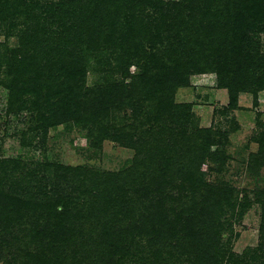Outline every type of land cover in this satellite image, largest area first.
<instances>
[{
	"label": "rangeland",
	"instance_id": "obj_1",
	"mask_svg": "<svg viewBox=\"0 0 264 264\" xmlns=\"http://www.w3.org/2000/svg\"><path fill=\"white\" fill-rule=\"evenodd\" d=\"M175 1L179 0H159L158 3L162 5L163 12L171 11L170 18L180 15L186 22L194 20L196 24L200 22L204 26L208 20V16L202 14L206 2L215 8L223 7L230 11L227 6L237 0H230L227 5L220 0H184L177 6L172 5ZM145 2L146 0L138 1L140 4ZM245 3L248 9L250 6L254 8L250 22H257L254 27L256 30L251 33L253 43L246 48L250 54L246 58L255 59L252 70L240 64L237 71V65L231 64L228 72L222 68L221 73L215 64L216 57V61H212L213 59L203 58L204 55L200 54L191 64L186 85L177 88L173 95L174 104L184 110H170L171 116L166 118V122L177 120V131L184 129L185 139H191L192 134L202 130H211L214 134L213 144L206 151L189 154L194 162L184 161L193 173V180L189 179L184 183L167 175H149L148 178L134 175L133 179L121 176L135 166L137 161L132 144L138 124L132 119L133 111L135 112L132 103L134 100H126V96L120 97L125 92L116 93L112 98L98 97L101 87L113 82L117 84L121 80L119 71L115 67L111 69L113 56L110 52V55L87 56L85 86L80 91L73 92L74 100L70 106L72 110L79 108V112L72 114L62 124L50 127L45 132L40 126L46 116L32 109L19 113L9 110L5 84L13 79L10 67L13 53L18 49L19 38L23 39L25 35L30 38L34 34L35 23L31 22L25 28L26 20H20L17 16L18 22L12 33H8L5 24L0 23V160L21 166L20 170L17 168L16 172L9 175L18 180L13 188L23 193L28 191V195L36 199L42 198L40 194L45 191H49L48 195L52 196L50 191L59 179L56 176L59 173L52 170L60 166L80 168V177L85 174L89 178L82 179L80 183L66 178L58 188L61 194L72 193L73 201H79L77 209L74 205L71 206L74 209L72 214L69 212L71 216L61 218L55 210L62 212V207L56 204V208L50 213L48 208H41L45 211L44 215H49L50 220L45 221L36 213L31 216L30 213L21 211L19 216L12 214L14 220L10 219L6 226L0 222V264H91L95 252L83 244L95 241L93 247L100 246L104 249L111 238L103 237L97 231L101 225L112 226L114 221H119V199L126 202L130 198L137 205L128 218L123 219L121 216L119 221L124 229L131 225L133 230L122 234L121 243L131 245V250L122 257V264H131L128 257H133L136 264H194L198 253L207 255L204 252L207 245L204 246L203 242H209L208 238L201 239L197 249L186 250L175 249L164 243L163 237L171 233V225L163 226L162 236L158 235L160 228L155 225L142 228L138 225L139 229L135 232L138 220L146 212L145 203L141 199L144 196L142 192L150 191L155 187L153 183L162 177L166 179L164 187L153 189L163 199L165 213L162 214V221L181 218L203 206L199 213L200 221H207V226L211 224L212 231L217 233L218 237L215 239L219 241L221 251L239 257L244 264H264V90L257 91L254 86H249L254 75H264V0H245ZM170 18L166 20V25L171 21ZM143 22L144 19H140L138 25ZM199 27L201 26L196 31L192 26L189 31L196 34L200 45L198 48L203 47L204 53L210 55L216 43L223 40L224 33L207 34L204 27ZM217 62L224 66L222 61ZM136 70L135 66L130 69L131 73ZM232 78L235 81L241 78L240 83L233 87L238 92L236 109L228 108V88H223V84ZM32 98L31 94L23 96V100L27 102ZM74 101L76 104L73 107ZM97 101L103 102L98 109ZM86 108L88 109L85 110ZM63 112L56 114V118H61ZM125 133L132 137L125 139ZM201 135H197V138ZM46 163L51 165L50 169L43 168ZM137 167V171L141 172L143 166L137 163ZM28 172L34 179L26 176ZM94 185L98 186L95 198L88 195L90 190L92 194L95 193V189H91ZM87 188H90L87 194L78 191H85ZM175 194L180 197L171 198ZM202 195L207 196L203 202L200 197ZM56 197L57 194H54V198ZM104 199L112 204L116 202L115 207L112 210L104 208L100 204L104 203ZM172 201L176 203L174 206ZM93 214L96 215L92 216ZM96 217L99 218L95 219ZM72 224L75 226L71 227ZM201 228H193V232ZM89 229L93 234H86ZM107 247L106 245L105 248ZM219 248L214 254L212 251V264L221 259ZM102 253L101 264H108L111 259L119 257L118 253L108 254L104 250ZM226 262L225 260L222 264Z\"/></svg>",
	"mask_w": 264,
	"mask_h": 264
},
{
	"label": "trees",
	"instance_id": "obj_2",
	"mask_svg": "<svg viewBox=\"0 0 264 264\" xmlns=\"http://www.w3.org/2000/svg\"><path fill=\"white\" fill-rule=\"evenodd\" d=\"M138 1L0 0V23L5 24L8 33L14 31L15 23L18 22L17 16L20 20H26L25 28L31 22L35 23L34 34L30 38H26L27 35L23 39L19 38L18 49L13 53L14 58L10 65L13 70V79L5 84L8 90L9 110L19 113L32 109L46 116L40 126L45 132L50 127L62 124L72 114L79 112V108L72 110L70 106L74 100L73 92L80 91L85 86L87 56L110 55V52L113 56L111 69L115 67L119 71L121 80L117 84L113 82L101 87L98 97L99 99H104L105 96L112 98L116 93L125 92L120 97L126 96V100H134L132 103H134L135 112L133 111L132 119L135 124H138L132 144L136 151L137 161H135V166L126 170L125 173H120L121 176L132 178L134 175H139L142 178H148L149 175L156 177L167 175L169 178H175L184 183L189 179V181L193 180L191 168L187 167L184 161L194 162L189 154L206 151L208 146L213 144L214 134L211 130H202L192 134L191 139H185L183 138L184 129L177 131L179 127L177 120H172L171 123L166 122V118L171 116L170 110L178 111L182 108L174 104L173 95L177 88L186 85L191 64L200 54L204 55L203 58L213 59L212 61H222L224 66L217 61L215 63L217 70L221 73L222 68L228 72L231 64L237 65V71L240 64L252 70L255 59L246 58V55H250L246 48L252 45L251 33L256 30L254 27L257 22L255 20L250 22L254 8L250 6L248 9L245 0L231 3L227 6L230 11L223 7L215 8L206 2L202 14L208 16V20L202 26L200 22L196 24L194 20L184 21L180 15L170 18L171 11L163 12L162 5L158 3L159 0H146L145 4H140ZM182 1L184 0L172 2V5L177 6ZM220 1L226 2V5L230 2V0ZM169 18L171 21L166 25V20ZM140 19H144V22L139 26ZM192 26L196 31L198 26H201L199 28L204 27L207 34H218L223 31V40L216 43L210 55L204 53L203 47L198 48L200 45L197 43L196 34L189 31ZM239 46L240 50H238ZM133 66L137 69L135 73L130 71ZM261 75H254L250 80L251 85L249 86H254L257 91L264 90V75ZM240 79L235 81L232 78L223 84L225 86L223 88H228L229 109L237 108L238 92L233 87L240 83ZM26 94H31L33 100L24 101L23 96ZM75 101L73 107L76 104ZM97 104L96 109L100 108L103 102L97 101ZM106 109L103 108V110ZM62 111H64L62 117L57 119L56 114ZM65 113L67 116H64ZM199 134L202 135L197 138ZM127 137L131 138L132 135L125 133L124 138ZM120 139L119 136V141ZM159 161L160 165H158ZM137 163L143 166L141 172L137 171L139 169ZM50 167L48 163L43 166L45 169H50ZM17 168L21 169L20 164L15 165L13 162L0 160V203L2 204L0 222H3L4 226L9 223L10 219L14 220L11 217L12 214L16 217L21 211L30 213L31 216L36 213L45 221L50 220L49 215H44L45 211L41 208H48L50 213L56 208V204L62 207V212L55 210L56 214H60L61 218L65 215L71 216L74 210L71 206L74 205L77 209L79 201H73L72 193L61 194L58 188L66 178L76 182L89 179L85 174L80 177L79 172L82 170L80 168L55 167L52 171L59 173L56 175L59 179L50 191L53 197L48 195L49 191L48 193L45 191L40 194L42 198L36 199L32 195L29 196L28 191L23 193L13 188L18 184V180L9 175L16 172ZM11 169L12 171H9ZM26 176L34 179L30 172ZM76 176L80 178L73 179ZM163 178L154 182L155 187H152L150 191L142 192L144 196L141 199L145 203L146 212L138 220L134 228L135 232L139 227L155 225L156 228H160L158 235L162 236L163 226L171 225L169 228L171 233L163 237L164 243L175 249L186 250L197 249L202 242L201 239L206 237L209 242L203 243L204 246L207 245L204 249L207 255L198 253L194 264L211 262L214 258L212 251L213 254L218 251L220 244L215 239L218 236L212 231L211 224L207 226V221L204 222L203 219L200 221L199 213L203 206L181 218L168 222L162 221V214L165 213L163 199L159 193L155 194L153 189L164 187L163 182L166 179ZM93 188L95 189L93 194L90 188L78 191L81 194H87L90 190L88 195L95 198L98 186L94 185L91 189ZM54 194H57L56 198ZM179 197L176 194L171 195V198ZM200 197L203 198L202 202L207 198L206 195ZM6 200H8L7 203ZM130 200L131 198L124 202L125 200L119 199V221L121 216L123 219L128 218L137 205ZM103 201L104 203L100 204L109 210L116 205V202L112 204L105 199ZM172 203L173 206L176 204L173 201ZM94 215L96 214L92 216ZM119 221H114L112 226L101 225L100 230L97 231L103 237L111 238L109 244L106 243L107 248H105L106 245L104 249L100 246L93 247L95 241L83 244L95 252L91 264H101L103 250L108 254H119L116 260L111 259L108 264H122V257L131 250L130 243H121L122 234L133 230L131 225L124 229ZM73 226L75 225L72 224L71 227ZM202 226L206 227L201 228ZM193 228L201 229L193 232ZM90 230L86 231L87 235L93 234ZM219 252L221 259L213 261V264H222L225 260L226 264H244L239 257H234L233 254H226V251H221L220 248ZM128 259L131 264L137 263L133 257H128Z\"/></svg>",
	"mask_w": 264,
	"mask_h": 264
}]
</instances>
